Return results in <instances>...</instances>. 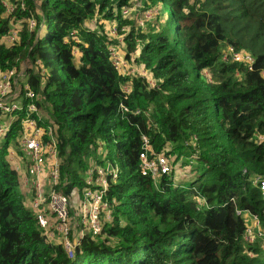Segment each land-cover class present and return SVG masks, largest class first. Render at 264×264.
I'll list each match as a JSON object with an SVG mask.
<instances>
[{"label": "trees", "instance_id": "obj_1", "mask_svg": "<svg viewBox=\"0 0 264 264\" xmlns=\"http://www.w3.org/2000/svg\"><path fill=\"white\" fill-rule=\"evenodd\" d=\"M130 1L24 0L22 8L11 0L15 12L7 17L0 0V73L28 62L45 125L57 138L59 188L70 197L82 190L93 161L120 165L108 192L112 220L70 258L61 238L45 237L8 161L26 116L20 113L0 144V264H264V243L245 241L237 214H255L264 226V192L254 184L264 178V0H142L158 11L144 32L115 15ZM96 15L131 26L128 49L143 44L140 61L157 88L134 78L124 101L130 78L115 69L104 26H87ZM17 22L21 40L7 46ZM230 47L251 54L253 65L226 59ZM122 102L131 110L125 116ZM143 136L156 152L187 157L185 166L194 158L201 174L181 184L143 176Z\"/></svg>", "mask_w": 264, "mask_h": 264}, {"label": "built area", "instance_id": "obj_2", "mask_svg": "<svg viewBox=\"0 0 264 264\" xmlns=\"http://www.w3.org/2000/svg\"><path fill=\"white\" fill-rule=\"evenodd\" d=\"M20 1L24 8V0ZM2 4L6 16H12L15 6L11 0H2ZM116 12L124 21L134 22L138 31H143L158 14L156 9L147 7L141 0L137 3L130 1L129 5L123 6L119 12ZM26 24L30 31L38 27L35 17H31ZM21 25L22 22H17L13 26V30L3 39L5 45L14 46L20 42ZM40 28H43V24ZM104 29L110 42L113 43L109 49L115 69L122 77L130 78L122 85L124 101L129 99L134 90L132 82L134 78L142 80L149 90L157 88L158 81L140 61L143 44L138 40L137 50L130 53L128 45H124L131 26L113 23L109 27L105 26ZM128 55L130 59H127ZM225 58H231L234 62H244L249 66L254 63L251 54L237 52L232 47L225 52ZM129 61L138 63V72L134 69L129 73L125 71L124 65ZM42 101V96L30 85L27 61H23L20 67H13L0 73V136L5 138L13 124L20 118L19 114L26 112L22 128L11 142L8 161L19 174L21 183L27 190L30 200L25 199V203L28 202L29 207L35 212L38 225L45 237L51 242L56 240L58 242L61 238L65 252L70 258H74L82 241L88 235L92 238L102 236L105 225L112 220V203L108 200V192L111 184L119 179L120 165L117 162L106 161L101 164L99 161H93L87 172L85 187L82 190L75 189L71 197L65 195L59 188L61 160L57 138L53 127L45 125L48 115L41 106ZM119 109L123 116L131 113L124 102L120 104ZM151 111L150 109L148 112ZM140 113V110L135 111L136 115ZM3 116L9 117L7 126L2 123ZM46 135L50 138L49 142L45 140ZM142 142L140 153L142 175L152 177L156 181L162 176H172L175 183L180 184L177 178L182 171L184 161L179 162L173 156H167L165 153L167 149L156 152L147 136H143ZM254 184L264 192V178L257 177ZM23 195L25 198V193ZM237 214L245 219V241L250 244H255L257 241L264 243V226L259 216L241 210H238Z\"/></svg>", "mask_w": 264, "mask_h": 264}, {"label": "rangeland", "instance_id": "obj_3", "mask_svg": "<svg viewBox=\"0 0 264 264\" xmlns=\"http://www.w3.org/2000/svg\"><path fill=\"white\" fill-rule=\"evenodd\" d=\"M137 1L138 0H131V2H134V3H137ZM114 12H115V15L117 16L118 15L117 12L116 11H114ZM163 14H165V16L167 17V15L169 14V9L168 8H163ZM113 23L118 24V19L114 18L113 20H107V19L102 18L101 16H97L96 15L94 17V19L92 20V22L87 23V26L89 28L93 29V30L98 31V30H100L99 26L109 27V25L111 26V25H113ZM148 25H149V23L147 24L146 28L143 29V31H146L148 29ZM46 35H47V29L45 28V29H43L42 37H45ZM124 45H127L126 41L124 42ZM128 51L130 53L129 49H128ZM127 59H130L129 55H128ZM137 65H138V63H136V62L132 63V62L129 61L128 63H125L124 69H125V71L127 73L131 72L132 69H134L135 72H138L139 69L137 68ZM207 75H209V76H207L208 78H210V79L212 78L211 74L207 73ZM129 76H135V75H129ZM8 121H9V117L3 116V118H2L3 125L7 126L8 125ZM3 143H4V137L0 136V144H3ZM169 148H168V150H170ZM177 155H178L177 153H174L171 156H173V158H177ZM103 158H104L103 155L99 156L100 160H103ZM186 159H188V158L185 157V158L181 159L180 161H184ZM190 162H191V164L189 163V165H187V167L185 165H183L182 171L178 174L177 180H178V182L180 184L181 183H187V182L191 183L194 180H196V178L201 174L199 172V168L201 167V165L199 163H196V160L194 158L191 159ZM21 189H22L21 191H23V193H25V195H26L25 199L29 201L30 197H29V195L27 193L26 188L24 187V185L22 183H21ZM26 204L28 205V202H26Z\"/></svg>", "mask_w": 264, "mask_h": 264}]
</instances>
